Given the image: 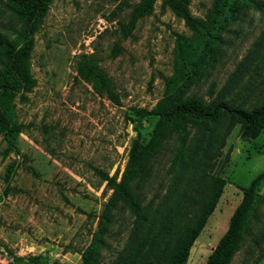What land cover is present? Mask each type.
Returning <instances> with one entry per match:
<instances>
[{
    "label": "rangeland",
    "instance_id": "rangeland-1",
    "mask_svg": "<svg viewBox=\"0 0 264 264\" xmlns=\"http://www.w3.org/2000/svg\"><path fill=\"white\" fill-rule=\"evenodd\" d=\"M138 1L49 4L34 35L30 59L34 86L14 101L21 126L14 140L17 152L7 149L0 135V264H84L83 253L92 247L99 254L95 264H129L136 243L134 216L126 207L109 211L104 244L95 243L94 237L104 225L112 193L106 176L116 174L120 180L132 145L149 141L158 123V117L141 116L136 109L154 108L187 76L190 92L206 98L214 82V94L225 88L224 96L234 104L247 109L264 104V13L249 8L232 22L229 14L225 20L218 16L222 11L218 0H190L188 21L165 0H155L153 9L123 37L121 23L129 21ZM7 20L0 17V25H7ZM223 21L228 24L221 28ZM215 48L220 51L213 53L215 61L204 67L203 77L194 79V70L204 72L201 61L207 50ZM81 54L99 59L117 102L77 77L75 63ZM170 150L157 156L145 179L140 189L144 202L164 200L172 174ZM263 171L264 129L243 136L236 123L220 152L183 182L184 189L187 182L194 184L182 200L188 217L196 213L193 203L202 201L213 178L225 183L193 241L187 264H205L242 189ZM259 191L264 194V179ZM155 256V250L149 253V264H155ZM140 262L136 256L134 264ZM232 263L240 264V256ZM258 264H264V257Z\"/></svg>",
    "mask_w": 264,
    "mask_h": 264
},
{
    "label": "trees",
    "instance_id": "trees-1",
    "mask_svg": "<svg viewBox=\"0 0 264 264\" xmlns=\"http://www.w3.org/2000/svg\"><path fill=\"white\" fill-rule=\"evenodd\" d=\"M155 0H139L131 12L129 21L121 23L123 37L129 35L134 23L153 9ZM177 15L188 21L190 0H165ZM52 0H0V17L8 18L7 25H0V135L7 143V149L17 152L14 145L16 135L21 126L15 113V99L24 97L31 91L34 79L31 74V52L34 46V35L37 32ZM222 11L218 16L234 22L247 10L254 9L264 13L263 0H218ZM227 22L220 24L221 28ZM208 37H213L207 32ZM209 38L207 39V41ZM220 53L218 48L208 49L207 57L201 61L203 68L210 61H215L213 53ZM98 58L93 54H81L75 63L77 77L92 83L94 90L105 94L110 100L118 101L109 78L98 66ZM200 63V62H199ZM201 74L194 70V79ZM191 77H186L154 108H137L141 116H156L158 123L152 136L145 144L135 141L132 145L126 166L119 181L116 174L107 177V188L112 190L106 203L103 215V226L94 241L104 244L103 232L111 220L109 211L126 207L134 216L133 237L135 250L129 254V264H134L136 256L139 264H149V253L156 251L155 264H187L189 251L193 241L200 234L206 219L215 206L224 180L213 178L201 201L196 203V213L185 216L182 204L189 186L187 178L196 176L199 167L220 152L226 136L236 124L241 125L243 136H254L264 129V104L255 105L251 109L242 104H234L226 99L225 88L217 93L212 82L208 87V97L190 92ZM173 140V141H172ZM170 145V146H169ZM169 147V172L171 179L163 201L144 202L141 187L149 177L153 164L164 149ZM15 164L9 166L6 174L8 181L14 172ZM191 173V174H189ZM264 179V171L258 174L250 184L242 189V197L229 218L226 230L211 250L205 264H233L236 256H240V264H258L264 257V194L259 191L260 181ZM119 207V208H118ZM184 219H181L182 216ZM162 246V250L160 249ZM147 247V248H146ZM98 250L90 248L83 253L84 264L97 263ZM12 264V262H10Z\"/></svg>",
    "mask_w": 264,
    "mask_h": 264
}]
</instances>
